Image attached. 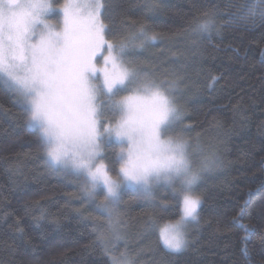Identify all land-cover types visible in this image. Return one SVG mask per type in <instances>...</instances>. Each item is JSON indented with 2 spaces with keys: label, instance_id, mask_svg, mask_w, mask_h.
Returning a JSON list of instances; mask_svg holds the SVG:
<instances>
[{
  "label": "trees",
  "instance_id": "trees-1",
  "mask_svg": "<svg viewBox=\"0 0 264 264\" xmlns=\"http://www.w3.org/2000/svg\"><path fill=\"white\" fill-rule=\"evenodd\" d=\"M146 2L104 0L102 17L108 39L125 37L141 21L163 36L149 46L147 63L158 78L186 88L187 129L179 137H189L197 160L219 162L197 185L202 204L188 246L166 249L151 224L152 218L159 226L178 218L179 201L127 190L121 220L130 225L132 243L116 250L108 241L106 252L94 231L100 216L73 186L75 179L46 163L41 138L26 123L27 107L0 75V264H112L124 248L132 264H264V3L155 0L151 14ZM251 12L255 23L245 19ZM207 19L218 30L211 39L193 31ZM106 154L115 160L112 149Z\"/></svg>",
  "mask_w": 264,
  "mask_h": 264
},
{
  "label": "snow or ice",
  "instance_id": "snow-or-ice-1",
  "mask_svg": "<svg viewBox=\"0 0 264 264\" xmlns=\"http://www.w3.org/2000/svg\"><path fill=\"white\" fill-rule=\"evenodd\" d=\"M145 7L154 14L158 5L148 0ZM104 10L103 0H65L59 8L51 0H0V75L28 105L26 123L39 129L46 163L83 178L84 201L107 218L115 239L122 238L119 207L128 187L151 197L152 189L164 181L181 205L182 218L198 221L202 201L194 190L219 162L205 156L197 164L188 142L169 134L185 115L175 102L179 81L157 82L130 59L131 53L164 38L150 33L141 21L125 37L114 36V43L106 38L110 30ZM57 11L59 26L47 18ZM259 18L264 22V9ZM245 19L255 23L256 13ZM193 31L211 39L218 30L207 19ZM106 149L114 151L115 160L107 157ZM151 224L158 227L166 249L180 252L188 246L187 233L175 225L159 226L154 218ZM94 231L110 251L104 233ZM111 259L112 264H131Z\"/></svg>",
  "mask_w": 264,
  "mask_h": 264
},
{
  "label": "rangeland",
  "instance_id": "rangeland-1",
  "mask_svg": "<svg viewBox=\"0 0 264 264\" xmlns=\"http://www.w3.org/2000/svg\"><path fill=\"white\" fill-rule=\"evenodd\" d=\"M52 4L54 7L56 8H59L60 6H62L64 3H65V0H51ZM103 3H104V0H103ZM50 21H52L54 24H56L57 26H59V22L60 20L62 19L61 17V14L57 11V12H54L52 13L50 16L47 17ZM103 18V17H102ZM106 38H107V33H106ZM108 39V38H107ZM109 40H112L114 43L116 42V40L113 38V39H109ZM149 47H147V49L145 51H141V52H135V53H131L130 54V59H132L134 61V66L140 68L141 70L143 71H147L153 78H155L157 80V82H160V81H169V80H174V79H171V78H166V77H161L158 78L154 73V70H153V67L148 65L147 63V60H150L151 58V53L148 51ZM98 61L101 59V57H98L97 58ZM101 66H102V62H101ZM3 76V75H2ZM4 77V76H3ZM157 77V78H156ZM5 78V77H4ZM166 78V79H165ZM168 79V80H167ZM8 85L10 86V88L13 90L14 89V86L11 85V82H8ZM166 86V85H165ZM13 92L16 94V96L18 97V94L16 91L13 90ZM175 96H176V104L177 106L181 109V106H182V101H184L185 99V96H186V88L184 87V85H182L180 82H179V90L177 92H175ZM18 99L23 103L24 106H26L28 108V105L26 103H24L22 101L21 98L18 97ZM182 111V109H181ZM37 131L39 137L41 138V148H42V144H43V140H42V137L39 133V129L38 128H33ZM185 129H187V126H185L182 121H179L177 122L171 132L169 133L170 135H173V136H176L175 134H177L178 136L179 135H182V136H186V131ZM184 133V135H183ZM188 139L189 137H186L184 140H186L188 142ZM188 145H189V151L192 153V157L194 159V161L198 164L200 160H197V158L194 157L193 155V150L188 142ZM42 151V154L43 156L45 157V154ZM117 151H118V148H117ZM115 158V157H114ZM46 159V157H45ZM200 159H203L200 157ZM109 162V161H108ZM106 163H107V160H106ZM118 168V166H116ZM61 176L65 177L66 179H69V181H71L72 179H75L73 182V186L76 187V190H78V192L80 194L81 193V189H80V185L84 182L83 181V178L82 177H77L75 176L74 174H62L60 172ZM115 172H113V175L115 176ZM72 182V181H71ZM127 190H134L136 191V194L135 196H143L145 195L147 198L149 199H152L153 197L155 196H160V195H163V196H172L171 194V190L170 188L168 187V185L164 182V181H161L159 184H157L153 189H152V196L151 197H148L146 194L142 193V192H139L138 189L136 187H128V188H125L123 190V192L127 191ZM197 192V186L194 190V194ZM123 194V193H122ZM103 195L104 193L102 191H99L98 190V198L99 199H103ZM84 200V199H83ZM91 207V206H89ZM92 208V207H91ZM124 210H125V206H124V202H123V196H122V204L121 206L119 207V212L121 215H123L124 213ZM98 216H100V219H96V223L98 225V229L99 231H102L103 233H107L106 235V238H107V241L110 242V247L118 250V249H121L122 247V244H125V247L131 245V240L129 239V223L123 220H121V227L119 229V235L122 237L121 239H115V235L114 233L112 232V230L107 226V223H106V217H103L101 216L98 212H97ZM169 222V221H168ZM195 221H191L189 220L185 226V232L187 233V236H188V240H189V232L191 230V227H192V224L194 223ZM167 223V222H165ZM164 224V223H163ZM162 224V225H163ZM161 225V226H162ZM108 242V243H109ZM121 253H126V249H122ZM118 258H120L118 256ZM122 260H127V261H130L128 259V257H126V255L122 256L121 255V258ZM131 262V261H130ZM132 264V263H131Z\"/></svg>",
  "mask_w": 264,
  "mask_h": 264
},
{
  "label": "clouds",
  "instance_id": "clouds-1",
  "mask_svg": "<svg viewBox=\"0 0 264 264\" xmlns=\"http://www.w3.org/2000/svg\"><path fill=\"white\" fill-rule=\"evenodd\" d=\"M108 101L105 100L104 104H107ZM189 220H185L182 218V215H180L178 218H176L175 220L169 221V223L173 224L176 226V228L180 231H185V226L187 224Z\"/></svg>",
  "mask_w": 264,
  "mask_h": 264
}]
</instances>
